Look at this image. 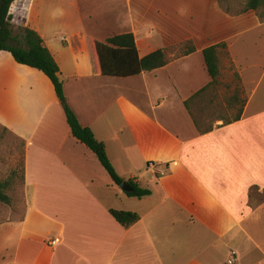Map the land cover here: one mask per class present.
I'll return each mask as SVG.
<instances>
[{"label": "crops", "instance_id": "crops-1", "mask_svg": "<svg viewBox=\"0 0 264 264\" xmlns=\"http://www.w3.org/2000/svg\"><path fill=\"white\" fill-rule=\"evenodd\" d=\"M36 2L16 0L14 28L39 32L80 123L105 143L124 180L151 194L130 197L115 184L72 135L48 76L18 63L19 73L0 75V126L20 141L24 159L22 217L0 222L9 227L6 264H264V198L254 195L264 194V20L254 10L231 14L219 1L90 0L89 17L104 13L106 35L66 21L73 33L62 47L46 36L51 28H40ZM68 2L74 18L80 0ZM62 16L56 6L50 19ZM126 32L141 57L187 40L196 50L135 76L100 75L92 41ZM222 42L247 103L240 120H215L200 133L185 101L211 82L203 50ZM242 59L253 73H244ZM111 209L141 219L126 228Z\"/></svg>", "mask_w": 264, "mask_h": 264}, {"label": "trees", "instance_id": "trees-1", "mask_svg": "<svg viewBox=\"0 0 264 264\" xmlns=\"http://www.w3.org/2000/svg\"><path fill=\"white\" fill-rule=\"evenodd\" d=\"M15 2L16 0H0V51L10 52L17 63L35 68L48 76L64 108L72 135L96 155L114 183L120 186L125 180L112 164L105 143L96 138L91 128L80 123L77 115L68 104L64 91V81L60 76V66L50 49L45 45L42 36L37 30L29 26H22L19 32H15L13 26L14 13L12 12V7ZM249 10L256 11L260 19L264 20V0H246L242 12L240 13H245ZM227 12H229V9H227ZM92 48L97 72L100 75L129 77L141 74L144 71H152L161 68L176 58L194 52L196 50V45L192 40H187L177 45L157 49L141 57L138 52L134 34L132 32H126L111 36L105 41L93 40ZM203 54L206 68L211 77V82L187 99L185 101V106L192 116L198 131L200 133H207L214 129V125H204L203 122H201L202 114L195 112V106L203 102L204 99L207 98L209 92L212 91L211 89L220 84L223 55L230 57V54L225 42L205 48ZM229 70L232 74L231 82L225 86L229 93L227 96V108L232 111L237 107V111L232 117L220 116L215 119L222 120L224 124L240 120L247 103V95L242 85L241 77L231 57ZM2 128L8 131L6 127ZM21 167L23 178V156ZM15 172L16 171H14V174ZM128 182L133 187V191L126 192L128 196L143 198L151 194L149 188L142 186L133 179H129ZM8 186L9 180L0 181V202L6 204L11 202L10 196L6 193ZM110 212L114 218L126 228H129L141 219V215L137 212L118 209H111Z\"/></svg>", "mask_w": 264, "mask_h": 264}, {"label": "rangeland", "instance_id": "rangeland-1", "mask_svg": "<svg viewBox=\"0 0 264 264\" xmlns=\"http://www.w3.org/2000/svg\"><path fill=\"white\" fill-rule=\"evenodd\" d=\"M215 1L219 0H210L212 4H215ZM245 2L246 0L219 1L221 7L226 11L227 9H229V13L231 14H240ZM56 6L62 7L64 9L65 16L58 17L57 20L53 21L52 19H50V16L53 8ZM34 7L36 9L35 11L38 12V20L41 25L40 28H44L42 24H46L49 29L51 28L50 33H46V36H50L53 39L58 40L60 42L59 45L62 47L67 46V43H63L61 41L62 36L67 37L69 39L68 43H70L69 36L73 33L72 26L80 29L81 31L86 30L89 34H91V32L96 33L98 34L97 36L101 38L106 35V16L104 15V13L100 12L97 13V15L93 18L89 17L92 13V5L90 4V0H80V11L75 14L74 18L73 16H71L72 9L70 8V3L68 2V0H37ZM212 8H214V5L209 6V10L205 9L206 13L208 14L206 20H209L210 22H212L213 19V16L210 13L213 11ZM79 20L81 21L78 22ZM66 21L72 22V26L70 28L64 26L63 23ZM19 29L20 28H14L15 32H19ZM245 48H247V45H240V59L242 58L241 55ZM241 62L246 68V70H244V73H253V70L249 67L251 64L250 60L247 59L243 61L242 59ZM229 67L230 57L227 55H223L222 77L220 84L211 89L212 91L209 92L207 98L204 99L203 102L199 103L198 106H195V112H197L198 114H202L201 122H203L204 125H214L216 122L215 119H217L218 117H232L237 111V107L232 111L228 110L227 108V96L229 95V93L227 92L225 86L231 82L232 74L229 70ZM21 68L22 66L14 61L9 52H0V75L1 73H19L18 70ZM52 94L57 99V96H55V90L53 88ZM59 105L63 109L61 102H59ZM222 122L223 121H221L220 123ZM21 166L22 145L20 141L13 139L7 130L0 127V181L9 180V186L6 189V193L11 198V202L9 204L0 202V222L22 217L24 206L21 200L23 182ZM14 171H16L15 174ZM254 195H257L258 200L264 198V194L259 189H255ZM253 201H255V198L253 199ZM8 229L9 227L0 226V264H6L10 260L9 253L3 250V245L5 243L3 237L8 233Z\"/></svg>", "mask_w": 264, "mask_h": 264}, {"label": "water", "instance_id": "water-1", "mask_svg": "<svg viewBox=\"0 0 264 264\" xmlns=\"http://www.w3.org/2000/svg\"><path fill=\"white\" fill-rule=\"evenodd\" d=\"M121 189L125 192H130L133 191V187L132 185L128 182V181H124L121 185H120Z\"/></svg>", "mask_w": 264, "mask_h": 264}, {"label": "built area", "instance_id": "built-area-1", "mask_svg": "<svg viewBox=\"0 0 264 264\" xmlns=\"http://www.w3.org/2000/svg\"><path fill=\"white\" fill-rule=\"evenodd\" d=\"M56 242H57V240L54 239V240L51 241V244H56Z\"/></svg>", "mask_w": 264, "mask_h": 264}]
</instances>
